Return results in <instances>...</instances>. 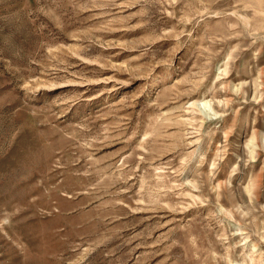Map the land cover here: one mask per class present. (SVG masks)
<instances>
[{
	"label": "rangeland",
	"instance_id": "374dc122",
	"mask_svg": "<svg viewBox=\"0 0 264 264\" xmlns=\"http://www.w3.org/2000/svg\"><path fill=\"white\" fill-rule=\"evenodd\" d=\"M0 264H264V0H0Z\"/></svg>",
	"mask_w": 264,
	"mask_h": 264
}]
</instances>
